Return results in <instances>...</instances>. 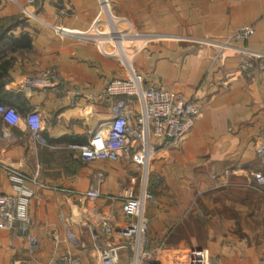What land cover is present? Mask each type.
Wrapping results in <instances>:
<instances>
[{
	"label": "crops",
	"instance_id": "crops-1",
	"mask_svg": "<svg viewBox=\"0 0 264 264\" xmlns=\"http://www.w3.org/2000/svg\"><path fill=\"white\" fill-rule=\"evenodd\" d=\"M125 49L148 85L197 103L201 113L185 140L160 148L149 166L147 187L155 196L145 206L151 223L145 251L163 264H186L191 248H206L212 264H264V58L241 70L242 49L264 53V0H110ZM96 0H0V103L22 117L40 113L34 135L22 120L0 117V195L13 193L3 166L37 175L28 232L0 230V264H47L65 253L99 264L101 246L118 244L104 220L131 219L112 198L125 186L140 191V170L131 160L86 161L69 144L86 142L90 131L110 119L106 83L127 71L114 45L95 37ZM255 34L220 51L240 26ZM263 66V67H262ZM49 74L55 88L26 83ZM133 116L136 98L118 97ZM160 144V140H154ZM99 185L102 196L80 193ZM71 231L74 238H68ZM33 238V243L31 242ZM133 253L122 250V261Z\"/></svg>",
	"mask_w": 264,
	"mask_h": 264
},
{
	"label": "built area",
	"instance_id": "built-area-1",
	"mask_svg": "<svg viewBox=\"0 0 264 264\" xmlns=\"http://www.w3.org/2000/svg\"><path fill=\"white\" fill-rule=\"evenodd\" d=\"M37 0H27L34 4ZM99 13L94 26H105V30L95 37L98 42L114 45L117 49L116 56L125 66V78H114L104 87L103 96L111 101L112 116L90 131L86 142L69 144V147L78 152L86 161L118 159L131 160L140 170V191L133 186H125L115 198L121 203L122 213L131 220L125 225H113L109 220L101 223L102 231L112 236L118 234L123 241L99 249V264H163L145 251L146 235L151 220L145 214V206L154 201L155 196L147 187L149 166L160 148H173L180 145L191 132L200 116L201 110L196 102L185 99L181 95L172 94L164 85H148L144 77L137 72L129 60L125 49L128 34L120 29L116 23L111 8L110 0H96ZM255 34L252 25L240 26L225 40L215 42L222 51L232 46L235 41H246ZM246 57L240 65L241 70L252 69L255 64L253 58H264V53L250 52L242 49ZM263 67V66H262ZM29 85L41 88H55L62 84L60 79H55L49 74L28 78ZM136 98L140 109L134 116L126 102L118 97ZM0 117L5 125L12 127L24 121L27 128L38 135L42 129L43 120L39 112L30 111L25 117L11 105L0 103ZM160 140L156 144L154 140ZM12 184L13 193L0 195V230H13L18 226L23 232H28L32 219L29 208L36 194L35 188L28 186L32 181L36 187H46L39 182L37 175L29 177L20 168L3 166ZM258 185L264 187V172L254 174ZM89 201H94L102 196L99 185H92L85 192L80 193ZM68 238L74 235L68 232ZM33 238L31 242L33 243ZM130 249L133 253L128 261H122L120 252ZM47 264H85L80 259L69 253L57 259L50 260ZM186 264H212L206 248H191L187 253Z\"/></svg>",
	"mask_w": 264,
	"mask_h": 264
},
{
	"label": "rangeland",
	"instance_id": "rangeland-1",
	"mask_svg": "<svg viewBox=\"0 0 264 264\" xmlns=\"http://www.w3.org/2000/svg\"><path fill=\"white\" fill-rule=\"evenodd\" d=\"M128 38H129V36H128ZM127 42V41H126Z\"/></svg>",
	"mask_w": 264,
	"mask_h": 264
}]
</instances>
